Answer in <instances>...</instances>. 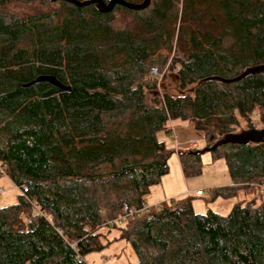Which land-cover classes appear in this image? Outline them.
<instances>
[{
    "label": "trees",
    "instance_id": "obj_1",
    "mask_svg": "<svg viewBox=\"0 0 264 264\" xmlns=\"http://www.w3.org/2000/svg\"><path fill=\"white\" fill-rule=\"evenodd\" d=\"M167 60L178 93L157 95L150 72ZM263 63L264 0H150L108 13L0 0V177L26 189L0 207V264H85L120 241L135 256L125 264H264V199L255 197L264 142L209 152L228 184L204 200L234 197L226 215L195 213L190 195L155 207L143 200L168 172L174 151L158 140L168 121L190 122L204 147L235 133L236 116L251 125L257 110L264 126L263 75L203 81ZM38 76L69 91L23 86ZM185 148L184 179L201 170L199 149Z\"/></svg>",
    "mask_w": 264,
    "mask_h": 264
},
{
    "label": "rangeland",
    "instance_id": "obj_2",
    "mask_svg": "<svg viewBox=\"0 0 264 264\" xmlns=\"http://www.w3.org/2000/svg\"><path fill=\"white\" fill-rule=\"evenodd\" d=\"M168 63L169 60H167L163 66H158L160 69L157 68L156 73L153 74L155 79V92H157V95L162 94L163 91L168 92L170 95H176L178 93L176 83L173 81L170 72L166 70V68H168ZM190 88L191 86L187 87L185 91H189ZM145 95L149 100L152 98L150 93H145ZM258 113L259 111L254 110V112L250 114L249 118L252 120L251 125H248V122L245 119L236 116L237 124L233 127L234 132H239L241 130L250 128H263L264 126L257 120L256 115ZM159 137L160 135H158V138ZM196 142L198 144V148L200 149L201 141L196 140ZM210 159L211 158L209 152L202 154L200 157L201 170L199 174L194 177L185 178L183 180L180 169L178 167V163L176 161V157L172 154L167 161L168 172L166 176H164V179L161 180L159 184L151 188L147 199L149 197L153 201H167L169 199H180L186 195H189L184 193L185 185L198 186V189L203 193V196L195 197L192 195V210L195 213H203L208 208L215 213L226 215L229 212L231 205L236 200L234 197L226 199L216 198L212 202H205L204 200L209 196V193L207 191V189L209 188H202L204 185L213 186L228 181V173L223 161H211ZM0 188L3 190V192L0 194V207L13 203L15 198V191L12 189V185L7 180H5L4 177H0ZM255 197L256 200L260 199L258 194H256ZM239 198L241 200H247L248 197L242 196L240 194ZM153 207L155 206L153 205ZM101 232L105 233L106 230H101ZM106 235L107 238L110 239L113 236H116L117 233L112 231L110 233H107ZM83 261L85 264H125L133 263L135 261V256L131 252L128 244L123 241H120L112 243L110 247H108L101 253L88 254L84 257Z\"/></svg>",
    "mask_w": 264,
    "mask_h": 264
},
{
    "label": "water",
    "instance_id": "obj_3",
    "mask_svg": "<svg viewBox=\"0 0 264 264\" xmlns=\"http://www.w3.org/2000/svg\"><path fill=\"white\" fill-rule=\"evenodd\" d=\"M60 1H65L68 4L75 7H85V6L93 5L96 8V10L100 13H108L113 9L114 6H120L131 11H142L148 7L150 2V0H142V2L139 4H132L125 2L124 0H107V3H103L100 0H83L81 2L76 0H60ZM252 75L264 76V63L246 67L242 72H240L236 76L224 77V76L210 75L207 76L203 81H216L222 84L233 85L238 81ZM40 82L48 83L62 91H69V87L62 86L53 77L50 76H38L34 80L23 86L27 87ZM263 142H264V127L260 129L250 128L235 133L224 134L222 137L215 140L210 146L193 151L192 154L202 155L204 153L212 151L215 148L228 144L243 146L247 144H259Z\"/></svg>",
    "mask_w": 264,
    "mask_h": 264
},
{
    "label": "crops",
    "instance_id": "obj_4",
    "mask_svg": "<svg viewBox=\"0 0 264 264\" xmlns=\"http://www.w3.org/2000/svg\"><path fill=\"white\" fill-rule=\"evenodd\" d=\"M164 129L167 131V135H165L163 133L160 134V137L158 138V140L163 142L167 149H173L174 153H172V154L176 157L177 163H178L177 152L180 150H185L186 149L185 145H187L188 141L189 142L194 141L196 144V148H198V144H197L198 141L196 142V140H200L201 141V148L204 147L205 142L202 138V135L193 129L190 122H187V121H168L164 125ZM188 148H190V147H188ZM178 167L180 169L179 163H178ZM180 172H181V170H180ZM181 176H182V174H181ZM163 179H164V176L160 178L159 182H161V180H163ZM182 179L184 180L183 176H182ZM159 182L157 184H159ZM227 184H228V181L221 183L219 185H213V186L204 185L202 188L207 187L210 189V188H214V187L225 186ZM152 187H150L148 189V193L146 194V196L143 197L145 206H148V207H153V205L156 206L159 203L163 202L162 200L153 201L150 197L148 198L149 200L147 199ZM198 188H199L198 186H190V185L187 186V185H185L184 193L189 194L191 196L192 195L195 196V192L197 190H199ZM202 196H203V193L201 196H196V197H202Z\"/></svg>",
    "mask_w": 264,
    "mask_h": 264
},
{
    "label": "built area",
    "instance_id": "obj_5",
    "mask_svg": "<svg viewBox=\"0 0 264 264\" xmlns=\"http://www.w3.org/2000/svg\"><path fill=\"white\" fill-rule=\"evenodd\" d=\"M152 75L155 74V69H151V72H150ZM187 146L190 147V148H195L196 147V144L194 141H191V142H188L187 143ZM0 176H4V172L3 170L0 168ZM12 189L13 190H17L21 195H23L25 192H26V189L25 188H17L15 187L14 185H12ZM3 192V190L0 188V194ZM202 195V192L200 190H197L195 192V196H201ZM259 197L264 199V186H262L261 188H259ZM146 208V207H145ZM144 207H142L140 210H143ZM124 211H127V208L124 207L123 208ZM130 214L134 213V212H130Z\"/></svg>",
    "mask_w": 264,
    "mask_h": 264
}]
</instances>
